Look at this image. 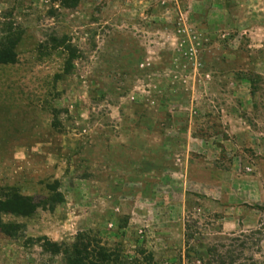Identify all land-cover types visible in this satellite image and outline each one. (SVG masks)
<instances>
[{"label":"rangeland","instance_id":"1","mask_svg":"<svg viewBox=\"0 0 264 264\" xmlns=\"http://www.w3.org/2000/svg\"><path fill=\"white\" fill-rule=\"evenodd\" d=\"M0 54V264H264V0H0Z\"/></svg>","mask_w":264,"mask_h":264},{"label":"trees","instance_id":"2","mask_svg":"<svg viewBox=\"0 0 264 264\" xmlns=\"http://www.w3.org/2000/svg\"><path fill=\"white\" fill-rule=\"evenodd\" d=\"M2 61H3V59H2V56L0 54V62H2ZM63 68H64V71H68V69H69L68 66H65V65L63 66ZM12 198L13 197L10 196L8 201H11ZM28 201H29L28 198L18 197L17 202L19 204H18V207L16 209L11 207L10 202L4 203V204L0 203V212L10 213L14 216H16V215L27 216L30 213V211L35 207V204L31 205ZM5 225L8 226L10 224H4L2 222L1 216H0V230L3 231ZM6 231L9 233L10 229H8ZM82 244L83 243L72 245L74 251L77 253H75L76 257L74 256L75 258H72V260L68 264H109L108 258H110L112 256V254L109 252H113V251H107L105 248H103L101 246H96L95 248L91 249V252L96 253L94 255L95 260L94 259L93 260H89V259L85 260L86 259V255L84 254L85 253V247L83 246L84 244L83 245ZM85 246H87V244H85ZM46 250L48 252H58L59 247H57V244L53 243V246L48 247Z\"/></svg>","mask_w":264,"mask_h":264}]
</instances>
